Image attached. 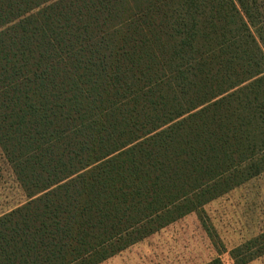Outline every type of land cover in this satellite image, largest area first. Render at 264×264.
<instances>
[{"label":"trees","instance_id":"obj_1","mask_svg":"<svg viewBox=\"0 0 264 264\" xmlns=\"http://www.w3.org/2000/svg\"><path fill=\"white\" fill-rule=\"evenodd\" d=\"M0 151L27 200L0 264H101L201 219L264 172V0H0ZM263 255L264 232L229 252Z\"/></svg>","mask_w":264,"mask_h":264},{"label":"rangeland","instance_id":"obj_2","mask_svg":"<svg viewBox=\"0 0 264 264\" xmlns=\"http://www.w3.org/2000/svg\"><path fill=\"white\" fill-rule=\"evenodd\" d=\"M26 201L0 151V216ZM202 209L201 219L188 214L101 264H234L230 250L264 232V172Z\"/></svg>","mask_w":264,"mask_h":264}]
</instances>
